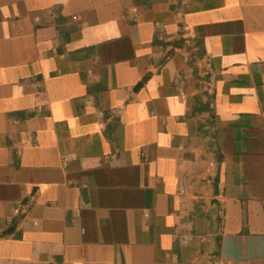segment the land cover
I'll list each match as a JSON object with an SVG mask.
<instances>
[{
	"label": "crops",
	"instance_id": "crops-1",
	"mask_svg": "<svg viewBox=\"0 0 264 264\" xmlns=\"http://www.w3.org/2000/svg\"><path fill=\"white\" fill-rule=\"evenodd\" d=\"M0 264H264V0H0Z\"/></svg>",
	"mask_w": 264,
	"mask_h": 264
},
{
	"label": "built area",
	"instance_id": "built-area-1",
	"mask_svg": "<svg viewBox=\"0 0 264 264\" xmlns=\"http://www.w3.org/2000/svg\"><path fill=\"white\" fill-rule=\"evenodd\" d=\"M29 208V201L21 202L15 208L18 213L26 214Z\"/></svg>",
	"mask_w": 264,
	"mask_h": 264
},
{
	"label": "trees",
	"instance_id": "trees-1",
	"mask_svg": "<svg viewBox=\"0 0 264 264\" xmlns=\"http://www.w3.org/2000/svg\"><path fill=\"white\" fill-rule=\"evenodd\" d=\"M146 77H144L137 85H136V89H138L139 87L142 86L143 82L145 81Z\"/></svg>",
	"mask_w": 264,
	"mask_h": 264
},
{
	"label": "rangeland",
	"instance_id": "rangeland-1",
	"mask_svg": "<svg viewBox=\"0 0 264 264\" xmlns=\"http://www.w3.org/2000/svg\"><path fill=\"white\" fill-rule=\"evenodd\" d=\"M211 87L210 86H208V89H210Z\"/></svg>",
	"mask_w": 264,
	"mask_h": 264
}]
</instances>
